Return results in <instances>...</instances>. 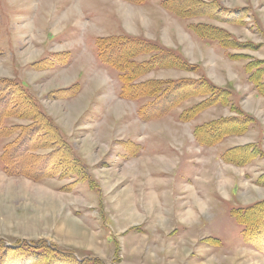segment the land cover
<instances>
[{
    "label": "rangeland",
    "instance_id": "374dc122",
    "mask_svg": "<svg viewBox=\"0 0 264 264\" xmlns=\"http://www.w3.org/2000/svg\"><path fill=\"white\" fill-rule=\"evenodd\" d=\"M161 1L0 0V81L22 80L35 95L19 98L0 121V264H264V233H244L230 213L264 198V98L248 80L247 60L230 58L189 28L221 26L259 45L232 52L264 59V0H216L222 10L214 17H180ZM117 34L154 40L201 66L143 78L204 73L231 88L232 101L255 122L203 145L195 126L232 117L228 106L181 121L178 112L201 99L194 97L142 117L146 99L121 97L117 73L97 56V38ZM50 120L64 140L50 143ZM35 123L44 132L32 138ZM21 135L29 144L17 156ZM251 144L260 153L245 164L222 158Z\"/></svg>",
    "mask_w": 264,
    "mask_h": 264
},
{
    "label": "trees",
    "instance_id": "16d2710c",
    "mask_svg": "<svg viewBox=\"0 0 264 264\" xmlns=\"http://www.w3.org/2000/svg\"><path fill=\"white\" fill-rule=\"evenodd\" d=\"M131 1L141 3L145 0ZM161 3L168 11L180 17H191L194 14H204L214 17L211 13L213 10L215 12L222 10V6L216 0H162ZM235 10L227 11L230 14H234ZM239 11L237 10V12ZM189 28L200 38L208 42L218 43L230 58L247 60L244 64V69L248 75V80L252 83L258 94L264 98V59H256L243 52L231 51L258 49V44H254L251 41H240L234 38L227 29L213 23H191ZM96 48L99 60L117 73L120 82L121 97L130 100L146 99L140 107L142 117L145 116L148 118L153 114L156 117L161 116L164 112L170 110L171 107L179 106L184 101L194 97H201V99L178 112V117L181 121H191L203 112V110L212 106H228L235 113L232 117H218L195 126L194 135L200 144L215 145L227 136L243 133L247 130L248 124L255 122V118L251 114L244 112L239 105H236L232 101L230 98L233 94L231 88L217 85L204 73L198 78L184 77L170 80L143 78L149 72L160 68H178L196 72L201 68L198 63L188 62L173 49L163 46L154 40L147 39L143 36L117 34L114 36L98 37L96 40ZM143 56L148 57L140 58ZM50 65H53V63ZM29 89L27 83L22 80L3 79L0 81V121L10 113L12 106L16 105L19 98L27 99L30 102L35 100V95L31 94ZM150 98H153V100H149ZM30 130L32 138L40 136L41 131L44 132V130L39 129V123H35ZM49 130L51 134L50 143L56 142L53 140H64L61 127L56 125L54 120H50ZM21 137L22 135L18 137L20 139L14 142L15 146H13L15 147V153H18L17 156L22 154L29 144V142L25 143L22 141ZM52 138L54 139L52 140ZM259 153L260 150L256 146L254 147L253 144L241 145L224 151L222 158L231 163L245 164ZM56 157L50 155V158H52L50 166L54 164L53 162ZM16 162L17 159L12 161V163L17 165ZM79 162L77 159L79 167L81 166L80 171H82V164ZM19 167L21 169V163ZM83 168V172H85L84 165ZM230 213L244 226V233L250 234L253 231H255L253 234L264 233V198L245 207L232 208ZM256 227L258 229H254ZM0 248H2V245H0ZM55 249L54 247H50L49 250L53 252L56 251ZM64 252L63 254H60L62 252L58 254L65 256L67 251ZM67 255L72 254L68 253ZM64 259L69 260L67 256ZM38 260L44 261L41 257L35 259V261ZM89 261H92V264H102L95 258L91 260L83 259L82 261L76 260V262L73 260V264H86ZM59 264L72 263L70 261H63Z\"/></svg>",
    "mask_w": 264,
    "mask_h": 264
},
{
    "label": "bare ground",
    "instance_id": "6f19581e",
    "mask_svg": "<svg viewBox=\"0 0 264 264\" xmlns=\"http://www.w3.org/2000/svg\"><path fill=\"white\" fill-rule=\"evenodd\" d=\"M71 10H73V8H71ZM152 66H154V65H152ZM151 66V67H152ZM234 154H236V153H234ZM240 157V156H239ZM53 197H50V199H52ZM52 201V200H51ZM197 204H199V206H200V208L202 209L203 208V204L201 203V202H198ZM202 206V207H201ZM186 213H188V215L189 214H192V213H190V211L189 212H186ZM142 214V213H141ZM134 215V214H133ZM138 215V214H137Z\"/></svg>",
    "mask_w": 264,
    "mask_h": 264
}]
</instances>
